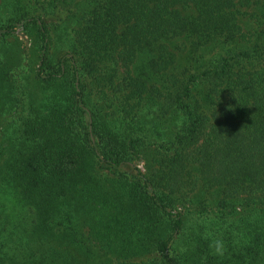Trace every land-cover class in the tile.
<instances>
[{
  "label": "trees",
  "instance_id": "1",
  "mask_svg": "<svg viewBox=\"0 0 264 264\" xmlns=\"http://www.w3.org/2000/svg\"><path fill=\"white\" fill-rule=\"evenodd\" d=\"M0 264H264V0H0Z\"/></svg>",
  "mask_w": 264,
  "mask_h": 264
},
{
  "label": "rangeland",
  "instance_id": "2",
  "mask_svg": "<svg viewBox=\"0 0 264 264\" xmlns=\"http://www.w3.org/2000/svg\"><path fill=\"white\" fill-rule=\"evenodd\" d=\"M16 32L22 38V40L26 41L27 45L29 46L30 45V38L28 37V35L27 34L25 35V33L21 30L20 27L16 28ZM138 166L142 168V163L139 162Z\"/></svg>",
  "mask_w": 264,
  "mask_h": 264
},
{
  "label": "clouds",
  "instance_id": "3",
  "mask_svg": "<svg viewBox=\"0 0 264 264\" xmlns=\"http://www.w3.org/2000/svg\"><path fill=\"white\" fill-rule=\"evenodd\" d=\"M214 248L216 253L223 254L222 244L219 241L215 243Z\"/></svg>",
  "mask_w": 264,
  "mask_h": 264
}]
</instances>
